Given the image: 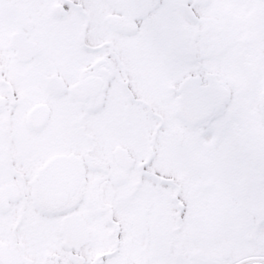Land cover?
<instances>
[{
  "label": "flooded vegetation",
  "instance_id": "obj_1",
  "mask_svg": "<svg viewBox=\"0 0 264 264\" xmlns=\"http://www.w3.org/2000/svg\"><path fill=\"white\" fill-rule=\"evenodd\" d=\"M101 1L113 9L103 31L77 0H0V264H155V256L128 261L124 250L157 240L167 247L162 264L187 263L184 243L201 247L213 229L184 222L179 183L154 170L157 156L188 163L195 146L218 145L225 124L244 157L264 159V0H150L135 15L120 0ZM109 34L149 40L138 59L118 53ZM182 107L203 119L185 123ZM251 109L257 127L242 123ZM108 138L114 170L101 155ZM131 177L135 195L171 201L172 229L150 225V235V207L129 227V198L113 189Z\"/></svg>",
  "mask_w": 264,
  "mask_h": 264
},
{
  "label": "rangeland",
  "instance_id": "obj_2",
  "mask_svg": "<svg viewBox=\"0 0 264 264\" xmlns=\"http://www.w3.org/2000/svg\"><path fill=\"white\" fill-rule=\"evenodd\" d=\"M77 1L86 3L89 7L93 17L92 27L99 23V28L103 31L105 28L102 22L108 14L113 12V9L111 7L106 8V3L101 0ZM114 1L118 2V0ZM119 2L122 3V11L126 15H128V12L135 15L142 14L148 7L150 0H120ZM255 3L256 0H252V4ZM220 4H226V2L220 0ZM135 7L136 9L133 10ZM170 20L175 21L174 19ZM128 23L131 24V21L124 18L123 27L125 30L132 28V25H127ZM107 37L109 42L114 43L113 45L116 46L118 53L120 52L118 51L119 47H122L124 56H136L138 59L141 51L145 50L144 46L147 47V40H149V38H140L139 34L131 38L110 34ZM161 52H164L163 47H161ZM137 69L142 70L141 67ZM171 71L174 70L171 69ZM164 113L167 116V112L164 111ZM140 118L144 120L143 115H140ZM241 120H243V125L248 126L249 123L254 126L257 122V127L258 114L256 109H251L250 114ZM168 121L170 122L169 126L174 128V121L172 119ZM240 126L239 123H235L233 127L238 131ZM230 131H232L231 128L228 129L227 125L222 124L220 130L222 138L218 145L216 147L210 146L206 150L195 146V149L190 153L191 159L188 163L162 155H158L154 163V170L158 174L179 183L177 186L181 188L180 196L186 202V209L181 216L185 220L184 222L186 223L187 220L191 222L198 218L199 224L203 223L205 230L213 229L212 235H203L199 242L201 247L196 246V239L184 243L193 252L191 257L194 258L192 259L194 262L189 258H185L187 261L185 263L182 258H179L177 264H216L211 261L212 259L219 263L222 262V264H252L254 262L264 264V159L261 162L259 160L250 162L251 156L244 157L241 152L243 151V145L238 146L236 144V147L233 146ZM241 131L247 132L245 129ZM238 140H241L240 142L243 144L251 139ZM113 144V140L108 138L107 145L101 153L102 158L110 166L112 163L110 149ZM262 158H264L263 153ZM110 166L109 168L114 170ZM132 178L128 179L129 184L113 189L116 197L128 196L129 198L123 207L125 218L127 221L130 220L129 227L130 225L132 228L140 227L136 221L137 216L143 215L146 207H150V210L144 216L147 225H149L150 235L151 226L152 230H156L158 233L169 230L170 225L172 229L175 226L173 218L175 207L171 201L167 196L155 197L151 190L146 196L135 195L132 192L130 182ZM164 212L172 214L171 221H168ZM217 213L219 216L214 226V215ZM183 228L184 233H187L191 227L185 225ZM248 238H251V240L249 241ZM141 241L143 242V240ZM152 246H154L153 252H151ZM152 246L150 244L143 245V250L140 247L138 251L129 246V248H125L124 256H129L128 261H139L144 256L150 259L155 256V259H152L154 263L162 264L164 262L163 252L167 247L163 249L158 240L156 245L152 244ZM197 249L200 254L195 257ZM172 252H175L174 249ZM179 252H184V250H179ZM173 259L175 258H171V264H174ZM106 264H117V261L116 259H110L106 261Z\"/></svg>",
  "mask_w": 264,
  "mask_h": 264
},
{
  "label": "water",
  "instance_id": "obj_3",
  "mask_svg": "<svg viewBox=\"0 0 264 264\" xmlns=\"http://www.w3.org/2000/svg\"><path fill=\"white\" fill-rule=\"evenodd\" d=\"M185 12L187 13V10L185 9ZM189 110H193V109H189ZM194 118V116L192 115V116H189V119H193ZM192 122V121H191ZM193 123V122H192Z\"/></svg>",
  "mask_w": 264,
  "mask_h": 264
},
{
  "label": "trees",
  "instance_id": "obj_4",
  "mask_svg": "<svg viewBox=\"0 0 264 264\" xmlns=\"http://www.w3.org/2000/svg\"><path fill=\"white\" fill-rule=\"evenodd\" d=\"M216 264H222V262H220V263H219V262H217Z\"/></svg>",
  "mask_w": 264,
  "mask_h": 264
}]
</instances>
